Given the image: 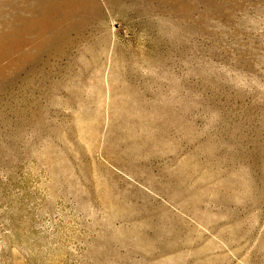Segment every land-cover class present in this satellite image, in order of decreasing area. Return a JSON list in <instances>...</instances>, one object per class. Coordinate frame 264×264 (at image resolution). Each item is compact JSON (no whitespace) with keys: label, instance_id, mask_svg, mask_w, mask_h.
Listing matches in <instances>:
<instances>
[{"label":"rangeland","instance_id":"obj_1","mask_svg":"<svg viewBox=\"0 0 264 264\" xmlns=\"http://www.w3.org/2000/svg\"><path fill=\"white\" fill-rule=\"evenodd\" d=\"M0 264H264V0H0Z\"/></svg>","mask_w":264,"mask_h":264}]
</instances>
